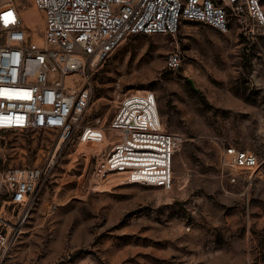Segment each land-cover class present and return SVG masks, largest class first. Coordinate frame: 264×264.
I'll list each match as a JSON object with an SVG mask.
<instances>
[{
	"label": "rangeland",
	"instance_id": "374dc122",
	"mask_svg": "<svg viewBox=\"0 0 264 264\" xmlns=\"http://www.w3.org/2000/svg\"><path fill=\"white\" fill-rule=\"evenodd\" d=\"M172 49L183 56L175 71L164 66ZM133 89L153 91L163 129L184 138L171 189L99 192L92 172L103 143L90 151L77 134L59 145L55 130L0 132L1 164L53 159L32 208L0 197V217L16 224L0 264H264V29L183 21L174 37L126 38L99 69L83 123L108 124L114 101ZM228 145L257 156L250 178L226 182L219 156Z\"/></svg>",
	"mask_w": 264,
	"mask_h": 264
},
{
	"label": "built area",
	"instance_id": "2783aa9c",
	"mask_svg": "<svg viewBox=\"0 0 264 264\" xmlns=\"http://www.w3.org/2000/svg\"><path fill=\"white\" fill-rule=\"evenodd\" d=\"M43 13L40 42L32 39L21 0H0V132L55 130L68 142L98 146L111 142L95 161V190L111 192L131 184L169 190L173 158L183 142L163 129L156 95L151 90L122 92L106 124L95 116L83 123L96 75L128 37H174L183 21H195L220 33L235 28L244 35L264 29L261 0H27ZM183 56L165 55L164 66L175 71ZM219 161L226 182L250 178L257 156L228 145ZM53 164L11 167L0 163V197L21 210L32 208L35 193ZM15 223L0 217V255L6 253Z\"/></svg>",
	"mask_w": 264,
	"mask_h": 264
},
{
	"label": "bare ground",
	"instance_id": "6f19581e",
	"mask_svg": "<svg viewBox=\"0 0 264 264\" xmlns=\"http://www.w3.org/2000/svg\"><path fill=\"white\" fill-rule=\"evenodd\" d=\"M34 7V6H32ZM38 9H36L35 7L34 8H30L29 11H30V14L31 16L34 18V21L35 23H31V21L28 19V17L26 16V10L24 11V13L22 14L23 16V19H24V23L30 28L31 30V33H32V39L36 42H40L41 41V31L43 32V29H44V24L43 22L41 23V26H40V18L38 16V12H40L39 10L37 11ZM43 18V17H42ZM62 143L61 140H59V145ZM110 144L111 142L107 141V142H103V146L101 147L100 151L97 152L95 155L99 156V157H102L106 151L109 149L110 147ZM100 145L98 146H95V145H92L88 144V148L90 151H95L98 149Z\"/></svg>",
	"mask_w": 264,
	"mask_h": 264
},
{
	"label": "water",
	"instance_id": "95a60500",
	"mask_svg": "<svg viewBox=\"0 0 264 264\" xmlns=\"http://www.w3.org/2000/svg\"><path fill=\"white\" fill-rule=\"evenodd\" d=\"M188 82L191 84V82L188 80Z\"/></svg>",
	"mask_w": 264,
	"mask_h": 264
}]
</instances>
